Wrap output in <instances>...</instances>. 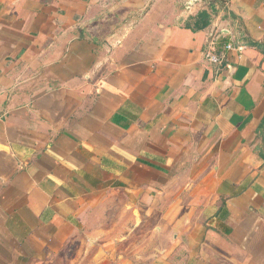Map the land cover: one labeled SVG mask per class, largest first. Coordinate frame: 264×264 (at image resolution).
<instances>
[{
    "label": "crops",
    "instance_id": "crops-1",
    "mask_svg": "<svg viewBox=\"0 0 264 264\" xmlns=\"http://www.w3.org/2000/svg\"><path fill=\"white\" fill-rule=\"evenodd\" d=\"M190 2L0 0V264L95 213L161 225L145 264H264V0Z\"/></svg>",
    "mask_w": 264,
    "mask_h": 264
},
{
    "label": "rangeland",
    "instance_id": "rangeland-1",
    "mask_svg": "<svg viewBox=\"0 0 264 264\" xmlns=\"http://www.w3.org/2000/svg\"><path fill=\"white\" fill-rule=\"evenodd\" d=\"M149 219L133 227L132 214H128L116 225L103 223L102 228L106 229L108 226L113 237L117 233L125 234L124 240L115 243L111 237L108 241L102 240L101 217L95 213L93 223L88 224L89 233L93 232L94 238L83 231L84 234L82 233L60 255L44 256L42 260L31 261L29 264H145L149 259L144 255L148 254L149 250L167 244L161 225L149 222ZM138 254L141 256L138 257ZM138 259L141 260L140 263Z\"/></svg>",
    "mask_w": 264,
    "mask_h": 264
},
{
    "label": "built area",
    "instance_id": "built-area-1",
    "mask_svg": "<svg viewBox=\"0 0 264 264\" xmlns=\"http://www.w3.org/2000/svg\"><path fill=\"white\" fill-rule=\"evenodd\" d=\"M197 1L201 0H191L190 3H195ZM227 31L229 32V28L224 27L220 22L215 23L211 31L210 46L204 50V55L209 61L215 63H220L222 61L225 52H223L222 49H219V42ZM224 47L226 49L236 48L239 51L244 49L242 44L235 45L234 41L228 42Z\"/></svg>",
    "mask_w": 264,
    "mask_h": 264
},
{
    "label": "trees",
    "instance_id": "trees-1",
    "mask_svg": "<svg viewBox=\"0 0 264 264\" xmlns=\"http://www.w3.org/2000/svg\"><path fill=\"white\" fill-rule=\"evenodd\" d=\"M206 17H207V13L204 12V11H202V12L199 14V18H200V19H203V18L206 19Z\"/></svg>",
    "mask_w": 264,
    "mask_h": 264
}]
</instances>
